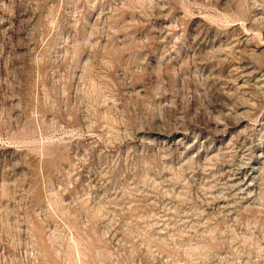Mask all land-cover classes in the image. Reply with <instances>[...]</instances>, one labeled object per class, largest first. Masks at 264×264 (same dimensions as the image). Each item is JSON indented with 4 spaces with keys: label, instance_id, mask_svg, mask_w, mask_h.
Listing matches in <instances>:
<instances>
[{
    "label": "rangeland",
    "instance_id": "1",
    "mask_svg": "<svg viewBox=\"0 0 264 264\" xmlns=\"http://www.w3.org/2000/svg\"><path fill=\"white\" fill-rule=\"evenodd\" d=\"M0 264H264V0H0Z\"/></svg>",
    "mask_w": 264,
    "mask_h": 264
}]
</instances>
